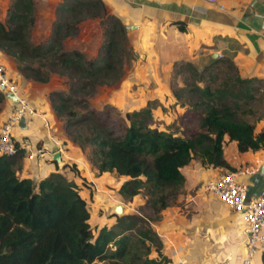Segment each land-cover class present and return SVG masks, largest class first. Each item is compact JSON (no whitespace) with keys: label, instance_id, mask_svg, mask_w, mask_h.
<instances>
[{"label":"trees","instance_id":"trees-1","mask_svg":"<svg viewBox=\"0 0 264 264\" xmlns=\"http://www.w3.org/2000/svg\"><path fill=\"white\" fill-rule=\"evenodd\" d=\"M107 10L102 0H59L49 33L32 43L28 31L34 23V1L10 0L6 17L0 20V50L14 59L26 78L46 82L50 73L66 78V91L57 88L47 93L63 130L81 149L91 147L88 159L98 172L113 170L125 177L117 188L124 200L143 194L142 206L152 211L151 219L142 214L123 215L137 218L140 224L130 234L133 238L128 233L120 235L118 248L110 254L111 264H172L162 253V241L151 220L158 219L157 213L175 199L185 179L180 167L198 158L213 167L232 169L223 156L229 140H235L239 151H264V119L255 132L254 123L238 114L236 98L248 96L247 87L184 85L172 94L179 100L186 90L188 102H195L192 106L202 104L197 130L183 135L150 126L151 109L145 105L125 111L127 123L121 133H115L88 106L96 86L121 78L129 48L124 22ZM105 15L108 24L95 56L88 57L76 48L63 49V38L75 31L79 21ZM177 27L184 29L181 24ZM239 79L244 81L237 75ZM3 99L0 90V110ZM21 158V149L12 156L0 154V264H66L73 257L85 258L80 264H97L96 257L107 255L102 242L108 241V234L90 241L89 211L76 183L59 171L38 179L21 176ZM67 165L76 167L71 162ZM88 246L90 252L83 256ZM150 250L156 252L155 257L148 256Z\"/></svg>","mask_w":264,"mask_h":264},{"label":"crops","instance_id":"crops-1","mask_svg":"<svg viewBox=\"0 0 264 264\" xmlns=\"http://www.w3.org/2000/svg\"><path fill=\"white\" fill-rule=\"evenodd\" d=\"M33 1L35 29L32 32L37 33L34 36L37 43L48 34L51 12L59 0ZM102 1L123 22L134 24L131 29L139 31L141 35L147 27H162V34L154 35L159 45L158 59L172 60L176 52L188 51L189 46L192 48L196 43L203 42L228 56L239 78L264 80V0ZM4 13L5 9L0 11V20ZM178 24L183 25L184 29L179 30ZM143 42V37L136 35L135 43L142 46ZM0 63L31 107V112L26 116L27 127L14 128L15 139L27 137L31 144L44 148L42 156L21 158L19 174L38 179L51 171L65 174V163L72 162L76 167L85 165L82 155L70 143L67 135L58 129V121L47 96L48 91L56 87L47 81L38 82L21 75L14 60L2 50ZM11 106V101L4 98L0 123ZM263 119L264 114L256 119L261 122L260 128ZM54 151L60 154L61 166L51 158ZM223 156L233 168L264 161L262 149L239 151L235 140L226 141ZM221 170L222 167H213L195 158L180 167L184 182L174 201L163 208L160 217L153 222V228L164 247L163 253L172 259V264L240 263L245 242L241 211L229 209L217 197H210L201 188L203 182L215 177ZM247 177L246 174L241 175L239 180L246 181ZM251 189L256 192L258 186H251ZM181 248L182 251H178ZM253 264H262L260 253Z\"/></svg>","mask_w":264,"mask_h":264},{"label":"rangeland","instance_id":"rangeland-1","mask_svg":"<svg viewBox=\"0 0 264 264\" xmlns=\"http://www.w3.org/2000/svg\"><path fill=\"white\" fill-rule=\"evenodd\" d=\"M9 2L10 0H0V11L5 9L2 21L6 17V9ZM108 11L112 12L109 9ZM51 15L52 22L55 18L54 10ZM105 24H108L106 15L103 17H87L79 21L76 24L75 31L63 38V49L76 48L83 51L88 57L95 56L97 48L104 37L102 32ZM33 26L34 23L29 29L28 35L30 41L35 43L34 36L37 33L32 32ZM163 31L162 27H147L143 30V35H141L138 33L139 31L136 32L135 29L127 28L129 48L124 56L123 74L114 83L96 86L88 97V106L95 110L100 115V118L108 123L117 134L122 132L127 123L126 120H123L125 111L148 105L152 114L150 126L187 135L198 129L197 120L202 112V104L198 108L192 106L195 102H188L189 95L186 90L182 92L179 100L176 99L172 94L173 89L184 85L188 88L195 84L199 86L208 85L211 88L234 86L237 90L247 87L249 95H239L236 98L237 112L241 117L254 123V131H258L261 122L256 119L264 114V80L248 79L242 81L239 79L240 81H237V70L230 58L203 42L200 44L196 43L192 48L189 46L188 51L184 50L182 52L181 50L176 52V57L172 60L158 59L157 47L159 45L157 41L155 42L154 35H160ZM136 35L143 37L142 46H138L135 43ZM12 60L14 59L12 58ZM47 82L51 86L54 85L56 87L53 89L59 88L66 91L67 80L64 76L50 73ZM132 100L134 101L131 102ZM56 119L59 131L64 134L62 120L57 116ZM70 143L82 155L83 163H86V166L82 164L79 167L73 166L72 169L67 165L64 169L67 174L65 173L66 175H64L76 183L79 194L85 198L89 211L90 241L93 242L101 234H108L106 237L108 241L102 242L107 255L104 258L96 257L97 264H111L110 254L111 251L113 252V250L118 248L117 242L120 235L122 233L133 234L140 224L137 218H125L123 215L127 213L142 214L149 217V219L154 215L149 207L142 206L144 203L143 194H137L130 200H124L118 194L117 188L125 177L117 175L113 170L104 173L98 172L88 159L90 146L87 145L81 149L71 140ZM208 194L210 197L213 196L210 193ZM116 206H119L118 211L115 210ZM160 211L157 213L159 217ZM156 220H151L152 227L153 222ZM130 238H133V236L130 235ZM163 248L162 245V253ZM182 249H178V251L181 252ZM89 252L90 247H85L82 250V255L84 253L88 255ZM80 254L81 251L78 252V256ZM148 256L155 257L156 252L150 250ZM168 258L172 263V259ZM82 261H85V258L78 259L73 257L66 264H80Z\"/></svg>","mask_w":264,"mask_h":264},{"label":"built area","instance_id":"built-area-1","mask_svg":"<svg viewBox=\"0 0 264 264\" xmlns=\"http://www.w3.org/2000/svg\"><path fill=\"white\" fill-rule=\"evenodd\" d=\"M0 86L3 87L2 91L12 92L16 96L15 102L11 101L9 113L0 123V154L12 156L21 149L22 157L25 159L42 156L44 148L31 144L27 137L20 139L14 137L16 122L21 116H27L31 112V107L19 94L17 85L6 73L2 63H0ZM261 162L232 169L222 167L221 172L203 182L201 186L205 192L217 197L229 209L241 211L245 242L240 264H247L254 253L264 252V181L255 194L250 195L246 200L248 186L239 180V176L256 171Z\"/></svg>","mask_w":264,"mask_h":264},{"label":"water","instance_id":"water-1","mask_svg":"<svg viewBox=\"0 0 264 264\" xmlns=\"http://www.w3.org/2000/svg\"><path fill=\"white\" fill-rule=\"evenodd\" d=\"M124 25H125L126 29L134 27V24H129L127 21L124 22ZM2 89H3V87L0 86V90H2ZM3 93H4V98H7V99H9L12 102H15L16 96L12 92L3 91ZM25 122H26V115L25 116H21L19 118V120L16 122L17 127L19 129L26 128L27 126H26ZM51 158L53 160H55L58 165H60V166L62 165V162L60 161V154H59L58 151H54L52 153V155H51ZM263 181H264V161H262L260 163V165L258 166L256 171L248 174V177H247L246 181H243L248 186V192L246 194V200L248 199V197L250 195H254L255 194V192L252 191L251 186H258L259 187ZM115 210L118 211L119 210V206H116Z\"/></svg>","mask_w":264,"mask_h":264},{"label":"bare ground","instance_id":"bare-ground-1","mask_svg":"<svg viewBox=\"0 0 264 264\" xmlns=\"http://www.w3.org/2000/svg\"><path fill=\"white\" fill-rule=\"evenodd\" d=\"M16 128V126L14 127ZM18 128V127H17ZM258 255V253H254V255L250 258L249 262L247 264H253L255 257Z\"/></svg>","mask_w":264,"mask_h":264}]
</instances>
